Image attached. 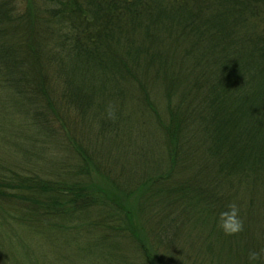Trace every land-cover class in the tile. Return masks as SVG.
<instances>
[{
    "label": "trees",
    "instance_id": "trees-1",
    "mask_svg": "<svg viewBox=\"0 0 264 264\" xmlns=\"http://www.w3.org/2000/svg\"><path fill=\"white\" fill-rule=\"evenodd\" d=\"M0 264H264V0H0Z\"/></svg>",
    "mask_w": 264,
    "mask_h": 264
},
{
    "label": "clouds",
    "instance_id": "clouds-1",
    "mask_svg": "<svg viewBox=\"0 0 264 264\" xmlns=\"http://www.w3.org/2000/svg\"><path fill=\"white\" fill-rule=\"evenodd\" d=\"M219 226L226 234L237 232L241 228L238 210L235 205H230L229 210L222 212L218 220Z\"/></svg>",
    "mask_w": 264,
    "mask_h": 264
},
{
    "label": "rangeland",
    "instance_id": "rangeland-1",
    "mask_svg": "<svg viewBox=\"0 0 264 264\" xmlns=\"http://www.w3.org/2000/svg\"><path fill=\"white\" fill-rule=\"evenodd\" d=\"M62 237H69V236H66L64 233H60ZM59 243H56V245H58ZM35 247V245H32ZM38 247V249H45V248H48L49 244H47L46 241H39L38 242V245H36ZM55 251H58V248H56Z\"/></svg>",
    "mask_w": 264,
    "mask_h": 264
}]
</instances>
